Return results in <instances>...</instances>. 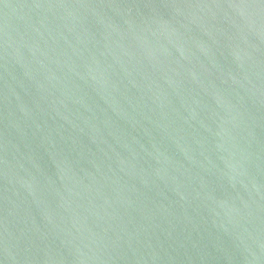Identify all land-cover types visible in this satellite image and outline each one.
<instances>
[{"label": "water", "instance_id": "water-1", "mask_svg": "<svg viewBox=\"0 0 264 264\" xmlns=\"http://www.w3.org/2000/svg\"><path fill=\"white\" fill-rule=\"evenodd\" d=\"M0 264H264V0H0Z\"/></svg>", "mask_w": 264, "mask_h": 264}]
</instances>
